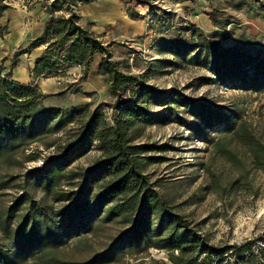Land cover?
<instances>
[{
    "label": "rangeland",
    "instance_id": "1",
    "mask_svg": "<svg viewBox=\"0 0 264 264\" xmlns=\"http://www.w3.org/2000/svg\"><path fill=\"white\" fill-rule=\"evenodd\" d=\"M3 1H7L10 10L8 19L0 20L2 73L8 72L18 79L25 75V85H34L35 91L45 96L42 107L61 109L65 116L37 111L36 116L32 113L23 124L12 123L0 131V224L6 221L10 231L20 230L22 216L31 203L41 209L44 223L58 231L62 220L75 215L73 202L87 198L86 187L77 173L99 159L96 142L68 155L69 162L62 170L64 176L52 192L44 191V183H38L33 175L24 174L29 168L42 167L51 155L61 156L72 146L93 109L99 110L106 123H110L114 111L108 104L114 97L108 91L106 78L97 72L101 59L98 53L92 55L85 73L81 66L74 64L34 78L30 43L42 33L44 22L50 16L45 5L51 0ZM73 13L83 28L90 29L102 44H108L111 60L120 72L135 75L145 85L165 93L175 88L196 102L228 107L233 110L231 122H250L256 136L264 142V90H243L238 81L234 85L216 82L210 71V57L207 63L203 62V53L194 54L192 60L187 56L178 58L162 52L158 44L161 38L196 41L205 36L222 47L236 46L250 56L264 58V0H93L77 4ZM46 44L41 42V48ZM16 67L24 72L18 74ZM75 108V114L65 112ZM170 108H173L172 115L167 122L135 124L133 133L135 143L153 147L145 154L152 160L145 164L143 173L153 183L159 200L178 214L187 228L213 246L240 245L264 235V173L248 168L246 176L238 177L239 165L234 167L213 152L211 143L225 124L203 130V124L185 113L184 108L175 103ZM146 109L156 112L159 108L148 104ZM175 117L184 118L186 125ZM37 134L40 135L33 137ZM229 148L238 157L245 156L238 142H230ZM50 176L56 177L54 172ZM238 178L236 187L229 186ZM58 193L69 194L71 198L57 199ZM20 196L26 202L14 205ZM11 206L13 215L7 218V208ZM97 213L96 209L81 213L73 230L64 224L58 236L60 240L57 238L53 245L35 250L18 264H85L92 254L107 247L113 237L129 226L122 215L105 221L103 214L90 222ZM82 227L88 232L73 238L63 237L69 231H81ZM45 234L35 232L32 238L18 240L16 252L42 245L47 239ZM144 241L145 238L116 241L109 250L126 254L114 257L110 263L96 264H157L160 261L171 264L164 250L149 248L138 254L129 252L142 247ZM0 242L9 246L1 227ZM5 258L10 263L16 257ZM224 258L234 261L229 253Z\"/></svg>",
    "mask_w": 264,
    "mask_h": 264
},
{
    "label": "trees",
    "instance_id": "2",
    "mask_svg": "<svg viewBox=\"0 0 264 264\" xmlns=\"http://www.w3.org/2000/svg\"><path fill=\"white\" fill-rule=\"evenodd\" d=\"M91 1L93 0H51L45 5L50 16L44 22L41 35L30 45L40 46L41 42L47 44L41 55L34 60L31 72L34 78H38L42 74L54 73L59 68L76 64L81 66L85 73L89 68L92 55L100 54L97 72L106 78L109 85L108 91L114 97L113 102L108 104L109 109L114 111V115L111 117V122L106 123L103 114L93 109L88 120L81 126L72 146L65 149L61 156L51 155L42 167L29 168L24 174V176L33 175L38 183H44V191L52 192L61 176H64L62 170L69 162L68 155L82 147L92 145L94 141L100 152L99 159L77 173L83 181V186L86 187L84 194L87 198L73 202L75 215L62 220L58 231L44 223L41 209L32 206L31 203L28 204V210L22 216L20 230L17 232L15 229L10 231L7 222H2L0 227L9 241V246L6 247L0 242V264H18L35 250H42L53 245L58 239L60 240L58 236L64 224L68 225L69 230H73L78 216L81 213H90L94 209L98 213L89 220L90 222L103 214L105 221L122 215L126 222H129V226L113 237L107 247L92 254L85 264L110 263L114 257L126 254L121 251H110L113 243L143 238H145L143 246L129 252L138 254L149 248L164 250L168 253V261L171 264H210L214 261L223 262V264H264V250L258 249L259 257L251 251L257 238L240 245L213 246L197 232L187 228L184 220H181L178 214L172 213L169 207L159 200L153 189V183L143 173L145 164L152 160V157L145 154L153 147L150 144L135 143L136 137L133 133L135 124L167 122L172 115L173 108H170L172 103L184 108L185 113L197 118L203 124V130L223 123L225 127L211 143L212 150L223 159L229 160L232 166L239 165L238 177L246 176L248 168L261 170L264 173V142L256 136L250 122L246 120L231 122L233 110L228 107L196 102L175 88L165 93L145 85L135 75L120 72L116 63L111 60L108 44L103 45L93 32L83 28L78 23L79 17L73 13L77 4H87ZM8 7L5 1L0 0V15ZM61 10L64 13H57ZM158 44L162 52L178 58L187 56L188 60H192L194 54L203 53V62L207 63V57H210V71L215 76L216 82H229L234 85L235 81H238L243 90H264V58L250 56L236 46L222 47L219 42L209 41L205 36L198 37L196 41L193 38L186 40L161 38ZM10 64L14 66L13 61ZM2 71L3 67L0 65V131L12 123L23 124L28 116L33 114L36 116L37 111L58 117L65 116L61 109L42 107L45 96L37 93L34 85L17 83L10 79V73L3 74ZM148 104H156L159 109L151 112L146 109ZM76 110V108L69 109L65 112L75 114ZM183 119L175 117L176 121L186 125ZM38 135L40 134L33 137ZM232 141L241 145L245 156L235 155L229 148V143ZM53 172L56 175L55 178L50 176ZM238 182L239 178L230 182L229 186L236 187ZM93 188H95L94 192L91 191ZM55 197L64 200L71 198L69 194L59 193L55 194ZM25 202L24 196H20L15 200L14 205ZM12 207L7 208L9 211L7 218L13 215L10 213ZM35 232L39 235L46 233L45 243L42 242L39 246L32 245L28 250L16 252L19 247L18 240L30 238ZM86 232L88 229L85 231L82 227L81 231H69L63 237L73 238ZM228 253L233 256V263L224 258ZM10 256H15V260L6 263L5 257ZM258 258L261 259V263ZM157 264H166V262L160 261Z\"/></svg>",
    "mask_w": 264,
    "mask_h": 264
},
{
    "label": "crops",
    "instance_id": "3",
    "mask_svg": "<svg viewBox=\"0 0 264 264\" xmlns=\"http://www.w3.org/2000/svg\"><path fill=\"white\" fill-rule=\"evenodd\" d=\"M5 4H7V5H9L8 3H7V1L5 2ZM9 10H10V6L8 7V9H6L5 11H3L2 13H1V15H0V20L2 21V18H7L8 19V12H9ZM90 30V29H89ZM91 31V30H90ZM92 32V31H91ZM94 34V33H93ZM103 45H105V43H103ZM41 47H43V46H35V47H33L30 51H29V56H32V60H31V64H33L34 63V60L37 58V57H39L40 55H41V53H42V51H43V48H41ZM41 48V49H40ZM33 66H34V64L33 65H31V68H33ZM21 67V66H20ZM16 72L19 74V73H23L24 71L21 69V68H19V67H16ZM26 77H25V75H24V78H17V77H15L14 75L12 76L11 75V79L12 80H14V81H16L17 83H20V84H23V85H25V83L27 82V78L25 79Z\"/></svg>",
    "mask_w": 264,
    "mask_h": 264
},
{
    "label": "built area",
    "instance_id": "4",
    "mask_svg": "<svg viewBox=\"0 0 264 264\" xmlns=\"http://www.w3.org/2000/svg\"><path fill=\"white\" fill-rule=\"evenodd\" d=\"M258 249L264 250V235H262L261 237H258L255 244L251 248V251L259 257ZM258 259H259V262L261 263V259L260 258Z\"/></svg>",
    "mask_w": 264,
    "mask_h": 264
}]
</instances>
